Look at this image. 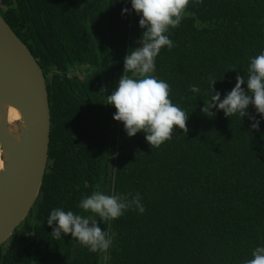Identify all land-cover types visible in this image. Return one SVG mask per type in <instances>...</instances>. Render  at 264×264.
<instances>
[{"label": "trees", "instance_id": "16d2710c", "mask_svg": "<svg viewBox=\"0 0 264 264\" xmlns=\"http://www.w3.org/2000/svg\"><path fill=\"white\" fill-rule=\"evenodd\" d=\"M125 7V0H0L45 71L52 117L41 196L10 246L0 247V264H245L264 245V120L256 131L248 117L201 112L213 93L209 74L223 98L264 50V0H200L170 30L175 46L161 50L152 75L189 114L188 132L174 131L159 148L143 132L127 136L106 104L144 31L134 10L121 15ZM113 178L118 194H140L145 212L101 222L113 236L110 250L76 251L71 234L54 239L50 211L89 215L79 201L111 193Z\"/></svg>", "mask_w": 264, "mask_h": 264}, {"label": "clouds", "instance_id": "9594fccd", "mask_svg": "<svg viewBox=\"0 0 264 264\" xmlns=\"http://www.w3.org/2000/svg\"><path fill=\"white\" fill-rule=\"evenodd\" d=\"M199 2L200 0H125V3L131 4V8L121 10V15L131 14L134 10L140 17L139 26L144 31L137 39L140 46L131 48L125 55L123 75L111 94L106 95V104L115 107L113 119L123 123L127 136L134 137L143 132L151 148H159L170 141L174 131L182 129L183 132H188L189 114L173 103L171 86L152 73L156 69V59L161 50H170L175 46L169 36L170 30L181 24L191 3ZM234 69L236 68L232 70ZM207 79L213 93L201 108L204 115L214 118L222 110L229 118L248 117L250 127L256 131L261 130V121L264 120V50L249 58L247 79L244 75H237L234 87L223 94V98L220 91L214 90L218 79L213 74H209ZM245 84L246 88L243 87ZM101 91L106 92L104 85L101 86ZM190 91L197 93L200 89L196 85H190ZM250 106L255 108V114L249 111ZM13 118L18 122L9 131L16 134L21 125H27L19 119L18 113ZM3 167L4 161L0 160V169ZM114 185L115 178L111 193L97 190L81 198L77 207L89 215L71 209L65 210L63 207L52 209L46 220L47 225L52 227V237L59 240L71 234V238L89 252H108L113 245V236L100 226L101 222L109 224L130 210L140 214L145 212L139 193L127 198L118 194ZM251 257L245 264H264V245L256 246Z\"/></svg>", "mask_w": 264, "mask_h": 264}, {"label": "water", "instance_id": "95a60500", "mask_svg": "<svg viewBox=\"0 0 264 264\" xmlns=\"http://www.w3.org/2000/svg\"><path fill=\"white\" fill-rule=\"evenodd\" d=\"M26 122L16 134L9 129ZM51 104L47 77L0 8V247L22 225L43 190L50 160ZM77 242L75 250L80 248Z\"/></svg>", "mask_w": 264, "mask_h": 264}, {"label": "flooded vegetation", "instance_id": "af4514ba", "mask_svg": "<svg viewBox=\"0 0 264 264\" xmlns=\"http://www.w3.org/2000/svg\"><path fill=\"white\" fill-rule=\"evenodd\" d=\"M14 235V234H13ZM12 238V237H11ZM10 238V239H11ZM9 242V240L6 242V244H5V249L7 248V247H9L10 246V243H8ZM4 246V245H3ZM3 250H4V248H3Z\"/></svg>", "mask_w": 264, "mask_h": 264}, {"label": "rangeland", "instance_id": "374dc122", "mask_svg": "<svg viewBox=\"0 0 264 264\" xmlns=\"http://www.w3.org/2000/svg\"><path fill=\"white\" fill-rule=\"evenodd\" d=\"M85 74H86V73H85L84 71H80V76H81V77H84Z\"/></svg>", "mask_w": 264, "mask_h": 264}, {"label": "bare ground", "instance_id": "6f19581e", "mask_svg": "<svg viewBox=\"0 0 264 264\" xmlns=\"http://www.w3.org/2000/svg\"><path fill=\"white\" fill-rule=\"evenodd\" d=\"M15 114H16V113L13 112L12 115H11V118H13ZM0 153H1V147H0ZM1 160H2V159H1Z\"/></svg>", "mask_w": 264, "mask_h": 264}]
</instances>
